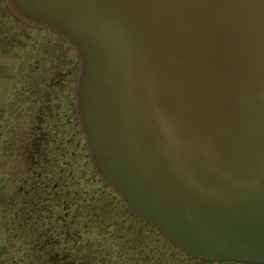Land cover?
I'll return each mask as SVG.
<instances>
[{
  "label": "water",
  "instance_id": "95a60500",
  "mask_svg": "<svg viewBox=\"0 0 264 264\" xmlns=\"http://www.w3.org/2000/svg\"><path fill=\"white\" fill-rule=\"evenodd\" d=\"M79 59L101 181L180 250L264 264V0H6Z\"/></svg>",
  "mask_w": 264,
  "mask_h": 264
},
{
  "label": "rangeland",
  "instance_id": "374dc122",
  "mask_svg": "<svg viewBox=\"0 0 264 264\" xmlns=\"http://www.w3.org/2000/svg\"><path fill=\"white\" fill-rule=\"evenodd\" d=\"M8 27L20 41L0 69V264H250L192 258L133 215L90 160L75 51L49 29Z\"/></svg>",
  "mask_w": 264,
  "mask_h": 264
},
{
  "label": "flooded vegetation",
  "instance_id": "af4514ba",
  "mask_svg": "<svg viewBox=\"0 0 264 264\" xmlns=\"http://www.w3.org/2000/svg\"><path fill=\"white\" fill-rule=\"evenodd\" d=\"M12 18L17 19L19 22H21L16 16L11 13L7 1L0 0V69L4 66V45L7 44L8 48L11 47L15 49V47L19 45L20 41V34L16 32L14 28H6V25L8 24L9 26ZM30 28L35 29L33 27Z\"/></svg>",
  "mask_w": 264,
  "mask_h": 264
},
{
  "label": "trees",
  "instance_id": "16d2710c",
  "mask_svg": "<svg viewBox=\"0 0 264 264\" xmlns=\"http://www.w3.org/2000/svg\"><path fill=\"white\" fill-rule=\"evenodd\" d=\"M30 179H31V178H30ZM31 180H32V179H31ZM35 186H36V185H34V187H33V186H32V183H30V187H31L30 189L33 190V189L35 188ZM51 248H52V246H51ZM50 260H52V262H55V260H57V259L51 258Z\"/></svg>",
  "mask_w": 264,
  "mask_h": 264
}]
</instances>
